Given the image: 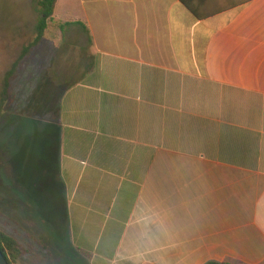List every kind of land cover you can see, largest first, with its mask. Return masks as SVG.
Returning a JSON list of instances; mask_svg holds the SVG:
<instances>
[{
    "label": "crops",
    "instance_id": "crops-1",
    "mask_svg": "<svg viewBox=\"0 0 264 264\" xmlns=\"http://www.w3.org/2000/svg\"><path fill=\"white\" fill-rule=\"evenodd\" d=\"M89 37L41 183L3 193L21 264H264V0H58Z\"/></svg>",
    "mask_w": 264,
    "mask_h": 264
},
{
    "label": "rangeland",
    "instance_id": "rangeland-1",
    "mask_svg": "<svg viewBox=\"0 0 264 264\" xmlns=\"http://www.w3.org/2000/svg\"><path fill=\"white\" fill-rule=\"evenodd\" d=\"M39 0H0V227L3 193L41 183L49 141L36 135L56 122L57 104L67 87L90 65L89 37L57 17L36 46ZM30 47V48H29ZM27 48V52L25 51ZM11 73V74H10ZM6 83L9 84L7 87ZM22 246V245H21ZM23 247V246H22ZM27 253V249L23 247ZM23 255V256H24ZM19 264L20 261H19Z\"/></svg>",
    "mask_w": 264,
    "mask_h": 264
},
{
    "label": "trees",
    "instance_id": "trees-1",
    "mask_svg": "<svg viewBox=\"0 0 264 264\" xmlns=\"http://www.w3.org/2000/svg\"><path fill=\"white\" fill-rule=\"evenodd\" d=\"M57 3L58 0H39L37 2V8L40 18L36 27L37 37L35 38V41L31 46L38 45L39 42L43 39L46 31L49 29L50 22H55L56 19L55 10L57 7ZM70 25L71 24L69 23L61 24L60 27L62 30H64L66 27ZM29 48H27L25 51L27 52L28 50H30ZM6 85L7 87L9 86L8 83H6ZM0 250L4 254L9 264H19V261L26 252V250L21 246V244L16 239L5 234L2 231H0ZM209 264H234V263L225 262V263H209Z\"/></svg>",
    "mask_w": 264,
    "mask_h": 264
},
{
    "label": "water",
    "instance_id": "water-1",
    "mask_svg": "<svg viewBox=\"0 0 264 264\" xmlns=\"http://www.w3.org/2000/svg\"><path fill=\"white\" fill-rule=\"evenodd\" d=\"M0 264H9L1 250H0Z\"/></svg>",
    "mask_w": 264,
    "mask_h": 264
}]
</instances>
